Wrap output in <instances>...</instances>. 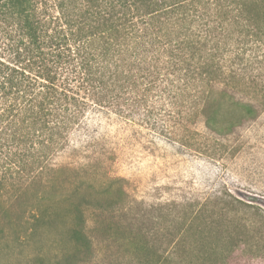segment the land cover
<instances>
[{"label":"trees","instance_id":"obj_1","mask_svg":"<svg viewBox=\"0 0 264 264\" xmlns=\"http://www.w3.org/2000/svg\"><path fill=\"white\" fill-rule=\"evenodd\" d=\"M234 92L264 105V0H0L1 208L8 189L18 200L39 183L56 186L68 167L51 157L93 107L131 120L142 112L139 121L167 137L197 115L222 134L257 113ZM80 178L79 198H68L69 258L91 246L84 209L118 205L79 195ZM56 200L28 216L54 222Z\"/></svg>","mask_w":264,"mask_h":264},{"label":"rangeland","instance_id":"obj_2","mask_svg":"<svg viewBox=\"0 0 264 264\" xmlns=\"http://www.w3.org/2000/svg\"><path fill=\"white\" fill-rule=\"evenodd\" d=\"M233 95L257 113L222 134L198 115L167 137L141 123L142 112L131 120L91 108L70 144L51 157L68 167L54 188L39 183L18 200L12 189L4 194L0 264H264V105ZM80 176L79 195L118 205L84 209L91 246L69 258L70 199L79 198L71 191ZM53 198L54 222L28 216L30 206L41 213Z\"/></svg>","mask_w":264,"mask_h":264}]
</instances>
